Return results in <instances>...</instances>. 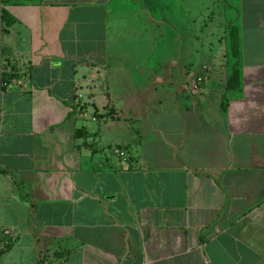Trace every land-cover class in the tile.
I'll return each instance as SVG.
<instances>
[{
  "label": "crops",
  "instance_id": "obj_1",
  "mask_svg": "<svg viewBox=\"0 0 264 264\" xmlns=\"http://www.w3.org/2000/svg\"><path fill=\"white\" fill-rule=\"evenodd\" d=\"M0 170V264H264V0H0Z\"/></svg>",
  "mask_w": 264,
  "mask_h": 264
},
{
  "label": "trees",
  "instance_id": "obj_2",
  "mask_svg": "<svg viewBox=\"0 0 264 264\" xmlns=\"http://www.w3.org/2000/svg\"><path fill=\"white\" fill-rule=\"evenodd\" d=\"M46 0H2L5 6L8 5H27V4H40ZM2 20L5 25L4 32H8V28L12 27L17 23V19L6 9L2 11ZM230 40V55L233 59H237L240 55V35L238 30H232L229 36ZM230 57V58H231ZM24 74L20 72L19 66L16 61L11 60L10 57H7L5 70L3 72V83L4 87L10 85L14 80L20 79ZM242 86L241 71L238 68L233 69L231 76L229 77L226 85V96L225 101L222 103V109L227 110V99L234 92L238 91ZM81 134H84L81 130L75 131V136L79 137ZM123 150H128V146L124 148H119ZM0 173H4L0 170ZM56 255V254H55Z\"/></svg>",
  "mask_w": 264,
  "mask_h": 264
},
{
  "label": "rangeland",
  "instance_id": "obj_3",
  "mask_svg": "<svg viewBox=\"0 0 264 264\" xmlns=\"http://www.w3.org/2000/svg\"><path fill=\"white\" fill-rule=\"evenodd\" d=\"M219 28L214 26L211 31L208 30L205 33L199 32V38L201 41L211 42L214 44L213 50L216 51L218 48L217 35L219 34Z\"/></svg>",
  "mask_w": 264,
  "mask_h": 264
},
{
  "label": "built area",
  "instance_id": "obj_4",
  "mask_svg": "<svg viewBox=\"0 0 264 264\" xmlns=\"http://www.w3.org/2000/svg\"><path fill=\"white\" fill-rule=\"evenodd\" d=\"M202 82H203V79L202 78H198L197 79V83H202ZM196 87H197V85H196ZM113 153L115 155L121 157V158H125L126 157V153L124 151H122L121 149H119V148L114 149L113 150ZM4 234L5 235H8V234H10V231L9 230H5L4 231Z\"/></svg>",
  "mask_w": 264,
  "mask_h": 264
}]
</instances>
